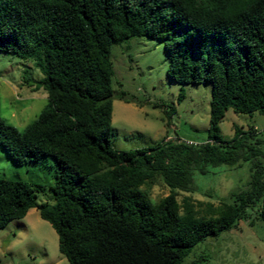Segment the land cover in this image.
Instances as JSON below:
<instances>
[{
  "label": "trees",
  "instance_id": "16d2710c",
  "mask_svg": "<svg viewBox=\"0 0 264 264\" xmlns=\"http://www.w3.org/2000/svg\"><path fill=\"white\" fill-rule=\"evenodd\" d=\"M143 36L162 41L174 82L212 85L203 141L112 147L111 48ZM0 51L32 59L47 96L22 131L0 116V146L19 166L54 162L51 203L36 204L44 185L0 177V229L37 207L68 264H181L247 214L264 220L263 140L219 129L229 108L264 116V0H0ZM246 162L232 203L178 202L195 172ZM158 180L170 193L155 202L143 187Z\"/></svg>",
  "mask_w": 264,
  "mask_h": 264
},
{
  "label": "rangeland",
  "instance_id": "374dc122",
  "mask_svg": "<svg viewBox=\"0 0 264 264\" xmlns=\"http://www.w3.org/2000/svg\"><path fill=\"white\" fill-rule=\"evenodd\" d=\"M113 103L111 145L119 151L152 147L163 140L201 142L209 127L212 85L174 82L167 74L168 59L162 41L145 36L119 42L111 48ZM44 75L32 59H20L0 51V116L22 131L47 103L40 83ZM174 110L169 123L166 110ZM235 127L256 132L264 154V116L235 113L229 108L219 124L220 136L230 140ZM54 162L42 157L19 166L0 146V177L41 184L37 206L51 203ZM250 163L239 167L220 166L209 173L193 175L192 192L178 191L177 200L191 196L194 202L232 203L231 191L247 186ZM153 201L170 189L158 180L143 187ZM251 212L234 227L217 237L198 243L181 264H264V220ZM0 264H68L58 249V237L51 225L32 208L23 219L10 221L0 229Z\"/></svg>",
  "mask_w": 264,
  "mask_h": 264
}]
</instances>
